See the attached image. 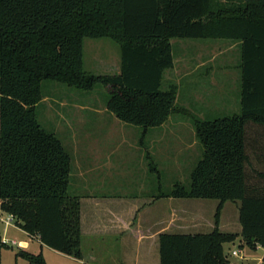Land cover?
Masks as SVG:
<instances>
[{"label":"trees","instance_id":"16d2710c","mask_svg":"<svg viewBox=\"0 0 264 264\" xmlns=\"http://www.w3.org/2000/svg\"><path fill=\"white\" fill-rule=\"evenodd\" d=\"M107 37L121 49L117 74L83 70L84 38ZM173 38L240 40V111L195 120L202 154L190 183L162 197L217 199L208 233H161L160 264H228L224 244L235 233L217 228L225 201H239L240 235L264 248V181L248 184V120L264 122V0H0V211L46 246L81 258L79 196L69 191L70 156L39 124L42 80L90 90L107 87L106 109L120 121L160 126L175 110L174 90H162L173 66ZM264 178V174L259 173ZM7 245L0 236L1 249ZM28 264L43 255L21 251ZM258 264H264V254Z\"/></svg>","mask_w":264,"mask_h":264},{"label":"rangeland","instance_id":"374dc122","mask_svg":"<svg viewBox=\"0 0 264 264\" xmlns=\"http://www.w3.org/2000/svg\"><path fill=\"white\" fill-rule=\"evenodd\" d=\"M188 40L191 39L170 40L173 66L165 70L161 89L174 90L175 110L161 128L148 135L142 136V127L124 123L106 109L109 93L103 84L84 90L55 80L41 81V97L35 107L37 120L61 141L70 156L71 192L78 193L74 189L79 187L96 194H156L168 192L176 183L189 185L190 173L202 154L195 120L237 113V94L233 89L231 93L218 94L209 86V67L220 62L213 56L226 47L215 40L203 46ZM228 53L233 54L234 50L231 48ZM82 55L83 70L89 75H113L120 70L121 49L110 38H84ZM226 55L224 52L223 60ZM246 128L248 138L252 134L264 135L263 126ZM248 138L245 171L247 183L251 184L264 181L251 165L252 150L258 145L264 148V142ZM81 170H85V175L78 177ZM198 200L205 204L202 215L214 225L218 200ZM238 205L237 200L223 203L220 230L239 231ZM207 228L200 231L209 232L211 227ZM9 245L1 250V264H28L26 259H15L16 245ZM223 248L228 264H255L256 259L252 258L259 256L247 247L241 250L237 238ZM233 250L236 255L231 253Z\"/></svg>","mask_w":264,"mask_h":264},{"label":"crops","instance_id":"0c3cea01","mask_svg":"<svg viewBox=\"0 0 264 264\" xmlns=\"http://www.w3.org/2000/svg\"><path fill=\"white\" fill-rule=\"evenodd\" d=\"M191 44H207L215 40L226 49L221 50L213 58L220 62L209 67V86L215 93H231L233 89L237 94V113L240 111V92L242 81V49L240 40L190 38ZM231 48L233 54H229ZM226 50V51H225ZM224 52L227 55L224 59ZM259 75L264 77V51L260 56ZM148 128L146 133L157 128ZM263 126L264 122L248 120L246 127ZM159 130V129H158ZM248 138V135H247ZM254 142H264L263 134H252L248 138ZM261 145L252 150L253 172L264 173V148ZM79 163L80 161H77ZM246 167V166H245ZM85 170H81L78 177H83ZM69 177V188L70 187ZM86 189V188H85ZM78 193L70 192L79 196L80 205V232H81V258L63 254L43 244L37 235H31L15 225L0 229L1 239L14 240L16 250L15 259L23 258L21 251L30 253H41L46 264H160L159 235L161 233H208L201 229L214 225L202 215L205 206L199 198H173L162 197L161 192L156 194H96L89 190L82 191L79 187L74 189ZM218 205V204H217ZM239 206V205H238ZM7 214L0 211V218ZM224 226H227L224 224ZM207 228V229H208ZM217 228H222L221 220L218 218ZM239 231L237 234L238 246L242 250L247 247L243 244ZM233 233V232H224ZM9 235V236H8ZM7 247L11 245L6 244ZM253 253H259L255 264H258L264 254V248L256 245L254 249L247 247ZM3 249V248H2ZM1 249V250H2ZM239 249V250H240ZM25 259V258H23ZM238 264V263H233Z\"/></svg>","mask_w":264,"mask_h":264},{"label":"built area","instance_id":"2783aa9c","mask_svg":"<svg viewBox=\"0 0 264 264\" xmlns=\"http://www.w3.org/2000/svg\"><path fill=\"white\" fill-rule=\"evenodd\" d=\"M7 215L3 218H0V222L5 226V227H10V226H14L15 225V218L12 214L6 213ZM2 242H4L5 244H15L14 240H10L7 238L2 239ZM233 255L237 254V251L233 250L231 252Z\"/></svg>","mask_w":264,"mask_h":264}]
</instances>
